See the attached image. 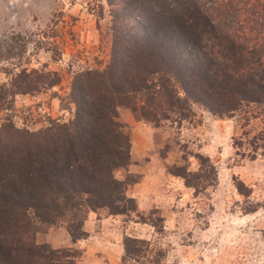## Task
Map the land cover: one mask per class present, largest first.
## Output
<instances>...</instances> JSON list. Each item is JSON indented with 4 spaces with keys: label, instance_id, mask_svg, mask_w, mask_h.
Here are the masks:
<instances>
[{
    "label": "trees",
    "instance_id": "trees-1",
    "mask_svg": "<svg viewBox=\"0 0 264 264\" xmlns=\"http://www.w3.org/2000/svg\"><path fill=\"white\" fill-rule=\"evenodd\" d=\"M107 1L114 10L119 6L107 66L79 72L69 104L47 126L30 130L11 118L0 126V264H80V249L54 248L41 237L65 227L74 242L86 238L85 221L104 209L126 220L136 213L163 230L128 196L132 174H115L132 162L121 107L156 128L189 121L194 104L220 119L264 114V0ZM60 78L57 72L16 73L0 85V109L11 110L16 95L52 88ZM196 157L217 173L209 156ZM165 167L187 187L197 189L191 176L209 177L186 165ZM236 186L250 195L241 179ZM123 242V264L150 246L129 235Z\"/></svg>",
    "mask_w": 264,
    "mask_h": 264
},
{
    "label": "rangeland",
    "instance_id": "rangeland-1",
    "mask_svg": "<svg viewBox=\"0 0 264 264\" xmlns=\"http://www.w3.org/2000/svg\"><path fill=\"white\" fill-rule=\"evenodd\" d=\"M114 9L107 0H0V85L22 70L61 76L52 88L16 95L11 110L0 109V126L11 118L18 127L36 130L59 117L61 105L69 104L74 77L107 66L119 6ZM193 109L189 121L159 128L156 152L165 165H186L193 173L209 172V177L191 176L196 189L166 171L167 186L160 185H165V196L173 193L163 198L164 208L147 216L164 228L158 231L150 224L149 248L127 258V264L156 259L162 264H264V135L263 141H255L264 132V114L247 121L243 112L219 119L197 104ZM119 120L131 140L149 147V122L126 107L120 108ZM197 153L209 156L217 173L201 164ZM129 167L116 170V176L124 178ZM129 179L132 184L139 180L135 174ZM237 179L247 185L249 196L239 192ZM254 205L258 210L246 211Z\"/></svg>",
    "mask_w": 264,
    "mask_h": 264
},
{
    "label": "crops",
    "instance_id": "crops-1",
    "mask_svg": "<svg viewBox=\"0 0 264 264\" xmlns=\"http://www.w3.org/2000/svg\"><path fill=\"white\" fill-rule=\"evenodd\" d=\"M140 124L137 126L142 128ZM158 132H160L159 128L150 125L152 142L148 148L135 137L132 138V162L129 173L135 174L139 180L130 185L127 194L137 200L138 211L141 213L164 208L163 198H170L173 193L167 192L166 196L163 194L164 186H167L169 179L164 159L156 152L155 136ZM166 139L167 137L163 138ZM163 182L165 185L161 186ZM133 217L131 220H126L122 215H110L107 212L100 213V218L91 216L84 223V229L89 235L76 242L65 227H52L42 238H46L44 241H48L54 248L80 249L81 264H123L125 235L149 241L153 237L154 227L150 226V223L138 221L136 213H133ZM165 264L170 263L167 261Z\"/></svg>",
    "mask_w": 264,
    "mask_h": 264
}]
</instances>
